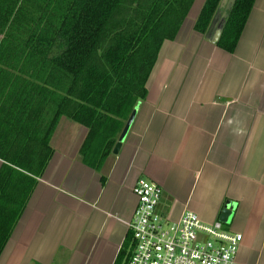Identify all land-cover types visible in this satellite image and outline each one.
I'll return each mask as SVG.
<instances>
[{
    "label": "crops",
    "instance_id": "obj_1",
    "mask_svg": "<svg viewBox=\"0 0 264 264\" xmlns=\"http://www.w3.org/2000/svg\"><path fill=\"white\" fill-rule=\"evenodd\" d=\"M233 1L220 0L204 33L194 23L205 0L194 1L162 43L124 140L98 170L79 155L88 129L59 119L0 264H116L141 178L163 189L167 219L189 210L220 221L243 237L235 264H264V0H254L228 52L217 41Z\"/></svg>",
    "mask_w": 264,
    "mask_h": 264
},
{
    "label": "trees",
    "instance_id": "obj_2",
    "mask_svg": "<svg viewBox=\"0 0 264 264\" xmlns=\"http://www.w3.org/2000/svg\"><path fill=\"white\" fill-rule=\"evenodd\" d=\"M194 1L0 0V254L50 158L59 119L88 129L79 155L98 170ZM219 3L205 0L196 31H206ZM253 3L234 0L220 48L235 49ZM128 241L116 264H128Z\"/></svg>",
    "mask_w": 264,
    "mask_h": 264
},
{
    "label": "built area",
    "instance_id": "obj_3",
    "mask_svg": "<svg viewBox=\"0 0 264 264\" xmlns=\"http://www.w3.org/2000/svg\"><path fill=\"white\" fill-rule=\"evenodd\" d=\"M162 190L144 178L133 188L137 205L127 222L128 264H235L242 235L220 221L204 223L189 210L170 221L158 209Z\"/></svg>",
    "mask_w": 264,
    "mask_h": 264
},
{
    "label": "water",
    "instance_id": "obj_4",
    "mask_svg": "<svg viewBox=\"0 0 264 264\" xmlns=\"http://www.w3.org/2000/svg\"><path fill=\"white\" fill-rule=\"evenodd\" d=\"M233 2H234V1H233ZM232 4H233V3H232ZM134 115H135V111H132V113L130 114L129 118L127 119V121H126V123H125V125H124V127H123V129H122V131H121V133H120V135H119V137H118V140H117V142H116V144H115V146H114L113 151L116 152V151L118 150V148H119L121 142L124 140V138H125V136H126L128 130H129V128H130V125H131V123H132V121H133ZM225 212L227 213V212H228V209H224V213H225ZM223 218H226V215H224Z\"/></svg>",
    "mask_w": 264,
    "mask_h": 264
}]
</instances>
